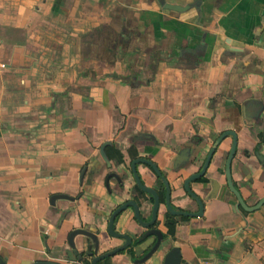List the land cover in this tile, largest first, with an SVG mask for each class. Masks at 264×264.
I'll return each instance as SVG.
<instances>
[{"label":"crops","instance_id":"crops-1","mask_svg":"<svg viewBox=\"0 0 264 264\" xmlns=\"http://www.w3.org/2000/svg\"><path fill=\"white\" fill-rule=\"evenodd\" d=\"M193 31L197 37L190 39ZM203 32L205 57L187 50L179 56L182 48L199 44ZM252 97L264 102V0H211L201 18L164 14L157 0H0L5 264H88L69 245L76 228L100 229L99 254L124 244L108 234L109 218L136 198L129 168L137 156L153 158L165 173L174 206L197 211L183 181L227 130L238 133L233 180L255 204L264 197V166L255 155L258 145L264 153V126L249 127L251 112L241 107ZM105 141L124 153L125 161L113 167L129 172L123 187L113 178L108 189L109 168L102 161L94 164ZM190 142L195 160L175 169ZM232 143V136L222 140L205 181L217 178L225 188L223 169ZM138 169L147 184L158 187L147 165ZM58 193L76 200L58 199L52 206L50 198ZM232 200L224 191L207 202L202 217L177 220L173 229L163 222L161 208L159 228L171 247L181 248L184 262L264 264V206L244 212L234 209ZM145 201L142 215L148 220ZM114 230L137 238L145 228L130 208L116 219ZM75 241L84 254L89 240L78 235ZM100 264H133V258L125 251Z\"/></svg>","mask_w":264,"mask_h":264},{"label":"water","instance_id":"water-1","mask_svg":"<svg viewBox=\"0 0 264 264\" xmlns=\"http://www.w3.org/2000/svg\"><path fill=\"white\" fill-rule=\"evenodd\" d=\"M157 1L161 5V7H163V9H165V11H169V12L173 11V12H178V13L189 11L190 13L195 12L196 14H201L203 12L204 7L209 2L207 0H187L186 3L184 1H181V0L175 1L173 3L169 2V0H157ZM195 37H197V35L193 31L191 33L190 39H193ZM200 45H202L203 50L206 49L205 36L202 37L200 44H197L195 47L186 48V50L188 52L193 53V54H197ZM257 101L258 100H255V99L250 100V102H248L249 106L245 107L244 112L248 111V109H246L247 107L250 108L251 104H254L255 102L257 103ZM258 103H261V106H260V108H258V110L256 111V114L254 115L256 117L259 116L260 112L264 108L262 102L259 101ZM228 134H231L233 136L234 143L232 146L230 157H229L227 165H226V173L225 174H226V179H227V187L229 188V190L231 192H233L235 194V196L237 197V200H238V203L234 205V209H236V210L243 209L247 212H254V211L260 210L264 206V198H262L258 204L254 205V206H249L246 204V202H245L244 198L242 197L240 191L235 187V185L233 183V178H232V173H231V168H232L231 163H232V158L234 157V154L236 151L237 135H236L235 131L224 132L220 136V138L215 142V144L213 145L202 171L200 173L191 175L185 181V187H186L187 191L194 198H196L200 204V210L198 212H186V211L175 210L170 204V193H171L170 183L168 182L167 178L163 175L161 170L158 168V166L150 160H146V159L137 160L133 164V174H134L138 184L141 186L142 190L144 192L154 194L155 199H156V207H155L154 212H153L152 220L148 221V222L143 221L139 207H138V204L136 202H134V203L129 202V203H126V204L120 206L119 208H117L113 212V214L110 218L109 226H108V234L110 236H114V237H117L120 239H124L125 243L122 244L121 246H118V247H116L112 250H109L107 252H104L102 254H99V250H100V247L102 244L100 236H99L100 235V229L76 228V229L72 230V232L69 234L68 242H69L70 247L74 251V254L76 256H78V259L80 261H83V260L85 261L87 259L89 261L88 264H100L102 262H104V263L108 262L112 257L116 256L117 254H122L126 251L127 255H129L131 258H133V264H192L190 262H184L183 261L181 248L179 246H176V245L171 247L170 246L171 241H169L166 238L165 233L159 227L156 226V218H157V211H158L157 209H158V206L160 204V198L157 195V193H155L153 190H151V188H148L144 184H142V182L140 181V179L138 177V173L136 170V163L138 161H143V162L151 165L152 167H154L158 176L164 181V183L166 185V189H167L166 204H167L169 211L173 215H182V216H186V217H202L204 215V210H205L204 202L190 188V182H192L196 179H199L200 177H202L204 175L206 168L209 165V162H210V159H211L213 152L217 148L218 144ZM106 144H109V142L105 143L102 146L101 155L103 156V158L107 162H109V159H108L106 152L104 150ZM190 153H191V151L189 149H185V150L180 152L179 156L176 159V164L178 166L176 168L177 170L180 168L181 164H186V162L189 159L188 156ZM256 156H257L258 160L263 163L264 156L260 155L259 152H256ZM87 168H88V166L85 167V169H84L85 172H86ZM85 172H82L81 181L84 178ZM113 177L120 184L123 183V178L124 179L126 178L125 176L122 177L116 173L109 174V176L106 178V186L108 189H110V181ZM206 185L209 186V188H211V192L207 196V200L217 198L219 196L220 190L222 188L221 182L216 178H209V181L206 182ZM220 196H221V194H220ZM58 199H68V200L74 201V200H76V197L70 196L68 194H63V193L54 194L50 198L51 205L55 206L56 201ZM131 205L134 207L136 219L143 226V228L146 229L137 238H134L133 236H130L129 234H123V233L115 232V230H114V224H115V220H116L117 216L121 212H123V210L126 207L131 206ZM78 235H83L86 239L89 240V243H86V250H85L84 254L79 253V250L77 248V243L75 240H76V236H78ZM129 249L132 252H130ZM0 264H5V260L1 255H0ZM33 264H58V263H55L52 261H37Z\"/></svg>","mask_w":264,"mask_h":264},{"label":"flooded vegetation","instance_id":"flooded-vegetation-1","mask_svg":"<svg viewBox=\"0 0 264 264\" xmlns=\"http://www.w3.org/2000/svg\"><path fill=\"white\" fill-rule=\"evenodd\" d=\"M207 1H209V3H210V1L211 0H207ZM158 2V1H157ZM170 2V1H169ZM187 2V0L185 1V3ZM171 3H173V2H171ZM158 4H159V2H158ZM159 6L161 7V5L159 4ZM161 9L163 10V12H164V14H169V13H172L173 11H165V9H163V7H161ZM175 13H178V12H175ZM195 13V12H194ZM193 12L192 13H190L189 11H185V12H181V13H179V14H184V15H191V14H194ZM204 15V9H203V12L201 13V14H197V17L198 18H201L202 16ZM203 36H205V38H206V34L203 32V34H202ZM130 36L132 37V31L131 32H128V38H130ZM202 36V37H203ZM200 44V43H199ZM206 44V43H205ZM124 49H126V48H124ZM207 50H208V47H207V45H206V49H204L203 50V47H202V45H200V47H199V49H198V53L197 54H200V55H203L204 57H205V55H206V52H207ZM185 51H186V48H182L181 50H180V52H179V56H181L182 58H183V56H184V53H185ZM154 62L156 61V58L154 57V60H153ZM156 62H158V61H156ZM252 99H255V100H258L257 101V103L255 102L254 104H251V106H250V108H246V109H248V111L249 112H251V114H250V116H251V120H250V122L251 123H248V125H249V127H251V128H256L257 126H260V125H263L264 126V108H263V110L260 112V114H259V116L258 117H256V116H254L255 114H256V111L258 110V108H260V106H261V103H258L259 101L260 102H262V104H263V106H264V102L262 101V100H260L259 98H256V97H252V98H249L248 100H246L245 102H244V104L243 105H241V107H242V110L244 111V109H245V107L246 106H249V103L248 102H250V100H252ZM248 103V104H247ZM248 111H246V113L248 112ZM245 121V123L246 122H248L247 120H243V122ZM228 131H234V130H227V131H224V132H228ZM223 132V133H224ZM236 132V131H235ZM222 133V134H223ZM222 134H220L216 139H215V141H214V143H213V145L215 144V142L220 138V136L222 135ZM236 135H237V143H238V133L236 132ZM141 136L142 135H139L137 138H141ZM227 136H232L231 134H228ZM226 136V137H227ZM225 137V138H226ZM233 137V136H232ZM224 138V139H225ZM223 139V140H224ZM261 142H262V146H264V128H263V130H262V132H261V140H260ZM107 142H109V144H106V146H105V148H104V150H105V152H106V155H107V157H108V159H109V162H107L104 158H103V156L101 155V150H102V146L105 144V143H107ZM222 142V141H221ZM220 142V143H221ZM220 143L218 144V146H217V148L215 149V151L213 152V154H212V156H211V159H210V162H209V165H208V167L206 168V171H205V173H204V175L202 176V177H200L199 179H196V180H194V181H192V182H190V188L193 190V192L196 194V195H198L201 199H202V201L204 202V205H205V208H206V204H207V202L209 201V200H212V199H209V200H207V196L210 194V192H211V188H209V186H207L206 185V182H208V181H205V179H206V176H207V174H208V172H209V168H210V164H211V162H212V159H213V157H214V155L216 154V152H217V149L219 148V145H220ZM233 143H234V138H233ZM233 143H232V146H233ZM213 145L211 146V148L209 149V151H208V153L206 154V156H205V158H204V162H203V164H202V166L196 171V172H194V173H192L191 175H193V174H197V173H200L201 171H202V169L204 168V166H205V163H206V161H207V158H208V155H209V153H210V151H211V149H212V147H213ZM232 146H231V149L229 150V152L227 153V156H226V160H225V163H224V173H226V165H227V162H228V159H229V157H230V153H231V150H232ZM261 146V145H260ZM260 146L258 145V148H259V150H257L256 152H259L260 153V155H262V156H264V153L261 151V149H260ZM190 147H191V142L189 143V144H187L186 145V147L185 148H183L182 149V151L183 150H185V149H189L190 150ZM157 150H156V148H152V153H154V152H156ZM181 151V150H180ZM179 151V152H180ZM248 151V150H247ZM99 152H100V159H97L96 161H95V163L94 164H96L97 166H98V164H101L100 163V161H102L103 163H104V165L107 167V168H109V172L107 173V175H106V178L109 176V174H111V173H116V174H118V175H120V176H125V177H127V176H129V172L128 173H124V174H121L120 172H117L116 170H114L113 169V167H115V166H117L119 163H121V162H124L125 161V158H124V153L122 152V150H120V148L118 147V145L115 143V142H113V141H105V142H103L102 144H101V146H100V150H99ZM236 152H237V145H236V151H235V154H234V157L232 158V162H233V159L236 157ZM246 154H247V152H246ZM255 155H256V153H255ZM196 157V156H195ZM195 157H193V153H192V151H191V153L189 154V156H188V158H190V159H188V161L186 162V164H184V166L186 167V166H188L189 164H191L195 159ZM257 157V156H256ZM141 159H146V160H150V161H152L153 163H155L157 166H158V164L156 163V161L153 159V158H151V157H147V156H137V157H135L132 161H131V164H130V168H129V170H130V173L132 174V177H133V179H134V191H135V193H136V198L134 199V200H128V201H126V202H124V203H122V204H120L117 208H119L120 206H122V205H124V204H126V203H129V202H132V203H134V202H136L137 204H138V207H139V210H140V213H141V217H142V219H143V221L144 222H148V221H151L152 220V217H153V212H154V209H155V207H156V199H155V196H154V194H152V193H147V192H144L143 190H142V188H141V186L138 184V182H137V180H136V178H135V176H134V174H133V164H134V162H136L137 160H141ZM140 164H145V165H147L148 167H149V169L151 170V172L157 177V184H158V187H157V185H149V184H147L146 182H145V180H144V178H143V176H142V174H141V172L139 171V169H138V166L140 165ZM263 166H264V161H263ZM231 165H232V163H231ZM88 166V165H87ZM95 165H93L92 167L94 168L93 170H95V169H97L96 167H94ZM86 167V166H85ZM85 167H84V169H85ZM158 168H159V166H158ZM88 169V168H87ZM160 169V168H159ZM175 169H176V167H175ZM136 170H137V173H138V177H139V179H140V181L142 182V184H144L146 187H148V188H151V190H153L155 193H157V195L159 196V198H160V204H159V206H158V211H157V218H156V226L157 227H159L160 226V222H161V219H160V211H161V208L162 207H164V209H165V214H164V218H163V222L168 226V227H174L175 226V224H176V222H177V220H184V219H188L189 217H186V216H182V215H173L170 211H169V209H168V207H167V204H166V197H167V189H166V185H165V183H164V181L158 176V174H157V172L155 171V169H154V167H152L151 165H149V164H147V163H145V162H143V161H138L137 163H136ZM161 170V169H160ZM87 171V170H86ZM83 172H85V170H83ZM161 172L163 173V175L166 177V175H165V173L161 170ZM86 173V172H85ZM231 173H232V168H231ZM82 175V174H81ZM85 175V174H84ZM190 175V176H191ZM189 176V177H190ZM225 176H226V174H225ZM189 177H187V178H189ZM114 178V177H113ZM112 178V179H113ZM167 178V177H166ZM186 178V179H187ZM214 178V177H213ZM232 178H233V176H232ZM111 179V180H112ZM124 179V178H123ZM186 179L183 181V186H182V188L185 190V192H186V194H187V196L193 201V203L195 204V205H197V208H198V210L197 211H191L190 210V208L188 207V206H178V207H176V206H174V204H173V202H172V192H173V190H172V186H171V183H170V181L168 180V178H167V180H168V182L170 183V187H171V193H170V204H171V206L175 209V210H178V211H186V212H198L199 210H200V204H199V202H198V200L196 199V198H194L188 191H187V189H186V187H185V181H186ZM217 179V178H216ZM219 180V179H218ZM249 180H253V177H249ZM220 181V180H219ZM111 182V181H110ZM226 184H225V188L223 187V188H221V190H220V194H221V196H224V191L225 192H227V194H229V195H232V197H233V203H234V205L235 204H237L238 203V200H237V197L235 196V194L233 193V192H231L230 190H229V188L227 187V182H225ZM233 183H234V185H235V187L240 191V193H241V190H240V188H238L237 186H236V184H235V182H234V180H233ZM195 184L197 185L198 184V186L196 187L195 186ZM159 186H161V187H159ZM122 187H123V183H122ZM220 194H219V196H220ZM241 195H242V193H241ZM218 196V197H219ZM217 197V198H218ZM242 197L244 198V196L242 195ZM146 198H148V203H149V206H150V210H149V213H150V218L148 219V220H144V218H143V215H142V212H143V210H144V208H145V199ZM262 198H264V197H262ZM261 198V199H262ZM215 199V198H214ZM219 199H224L223 197L222 198H219ZM260 199V200H261ZM244 200H245V202H246V204L247 205H249V206H254V205H256V204H258L259 202H260V200H258L255 204H249V202H248V200H246L245 198H244ZM228 203H230L231 204V202H229V201H227ZM116 208V209H117ZM130 208H132V209H134V207L131 205V206H128V207H126L124 210H123V212H125L126 210H128V209H130ZM115 209V210H116ZM114 210V211H115ZM241 210H243V209H241ZM113 211V212H114ZM205 211V210H204ZM244 212H247V211H245V210H243ZM113 212H112V214H113ZM123 212H121L118 216H117V218L116 219H118V217H120V215L123 213ZM134 212H135V210H134ZM112 214H111V216H112ZM111 216H110V218H111ZM110 218H109V221H110ZM136 218V217H135ZM137 220V219H136ZM116 221V220H115ZM138 221V220H137ZM146 230V229H145ZM144 230V231H145ZM143 231V232H144ZM142 232V233H143Z\"/></svg>","mask_w":264,"mask_h":264},{"label":"trees","instance_id":"trees-1","mask_svg":"<svg viewBox=\"0 0 264 264\" xmlns=\"http://www.w3.org/2000/svg\"><path fill=\"white\" fill-rule=\"evenodd\" d=\"M170 229H173V227H171Z\"/></svg>","mask_w":264,"mask_h":264}]
</instances>
